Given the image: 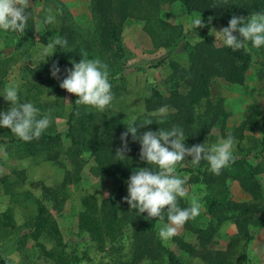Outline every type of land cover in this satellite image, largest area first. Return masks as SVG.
<instances>
[{
    "label": "rangeland",
    "instance_id": "374dc122",
    "mask_svg": "<svg viewBox=\"0 0 264 264\" xmlns=\"http://www.w3.org/2000/svg\"><path fill=\"white\" fill-rule=\"evenodd\" d=\"M28 9L35 27V37L47 32L59 31L63 25L73 22L86 37L95 32L93 18L102 16L91 13V0H30ZM52 9L55 23L43 24L48 10ZM59 10V11H58ZM198 14L188 15L178 4L162 7L160 17L177 31L185 35V42L190 44L209 36L217 47L223 44L216 40L215 31L222 26H210V22L201 17L205 27L191 26ZM40 26L37 28V23ZM195 30V31H194ZM54 39L56 34L53 35ZM87 39V38H86ZM79 41V40H76ZM68 51L72 53L76 46L67 42ZM44 45L38 40L27 41L18 32H3L0 39L1 62L4 80L0 90V111H7L10 102L4 100V89L13 84H19L18 94L21 102H31L43 114L52 111V123L44 131L50 134H65L68 130V117L72 109L73 94L59 87L60 80L50 75V67L58 62L56 53L45 58L41 55ZM106 50L86 51L88 58H99L109 66V82L112 85L114 99L111 104L100 112L95 108L78 105L81 113H94V126L91 136L101 132L105 116H115L121 119L123 129L135 118L153 117L154 112H148L152 106L154 91L167 98L176 89L173 77L175 69H187L188 59L184 50V42L178 44L171 56L167 52L171 48L155 47L154 41L144 31L141 21L130 19L126 21L119 34V43H110ZM252 57L250 68L242 86L226 83L221 79H213L209 85L208 97L202 100L194 112L203 115L209 106L219 104L226 113L224 125H214L201 139L192 137V145L205 143L211 145L218 139L231 134L236 139L235 158H243L238 165H230L222 170L221 176L227 174L219 183L214 180L211 185H204L192 175L187 176L186 187L190 195L199 197L203 204L200 216L189 220L194 228H205L214 224L206 211V197L220 201L227 196L229 200L238 203L259 204L264 208V53L248 47ZM67 57V58H66ZM67 66L72 67V59L66 54ZM64 65V64H63ZM64 68V69H65ZM63 69V70H64ZM61 71V79L64 78ZM36 84L37 87L30 86ZM11 132L0 127V147L7 152L5 157L0 154V256L7 260L6 264H52L45 252L57 254L64 251L70 264H125L130 255V239L127 233H122L115 241L105 243L103 249L91 241L88 234L79 231L78 221L84 212L81 200L86 196H94L99 202L111 196L112 179L97 170L93 157L89 152L72 148L68 139L53 144H38L30 151L17 144H8ZM186 141V139H185ZM184 141V142H185ZM188 160L191 157L187 158ZM207 162L201 161V169ZM194 166H179V169ZM197 167V166H195ZM126 173L133 170L123 168ZM238 176L249 177L248 181L257 183L261 200L255 201L245 192L236 180ZM223 178V177H222ZM124 197L127 196V182L123 185ZM187 204L188 200L183 199ZM44 210V216H49L58 229L60 240L41 235L37 241L29 236L39 209ZM264 220V213L260 214ZM161 222L156 223L158 235ZM252 239L246 244L245 264H264V226L251 227ZM236 234V225L232 221L225 222L218 228L215 240L209 247L212 250H222L228 240ZM175 237H180L194 246H198L196 236L181 228ZM160 239V237L158 236ZM163 247L171 251L181 264H203L198 258H190L177 250L172 239L164 242ZM243 245V242L241 243ZM140 264H165L143 261Z\"/></svg>",
    "mask_w": 264,
    "mask_h": 264
},
{
    "label": "trees",
    "instance_id": "16d2710c",
    "mask_svg": "<svg viewBox=\"0 0 264 264\" xmlns=\"http://www.w3.org/2000/svg\"><path fill=\"white\" fill-rule=\"evenodd\" d=\"M175 3H178L188 15L198 14L205 17L210 22V26L220 24L222 27H227L233 14L246 17L253 12H264V0H91V13L102 15L93 18L95 27L93 34L85 37L73 22H68L58 32H47L36 38L34 23L30 15L25 32L18 33V35L19 37L24 36L27 41L38 40L44 45L52 40L54 34L56 37L66 39L67 42H74L76 46L72 53H63V51H68V43L63 48L57 46L55 50L59 65H62V72L67 66L66 54L78 60L82 52L96 49L106 50L110 48V43L117 45L122 25L130 19L143 22L144 31L152 38L155 47L171 48L167 52V57L171 56L178 44L184 42L188 67L174 70L176 89H173L167 98L161 97L154 91L152 106L147 107L148 112H156L160 107L167 105L170 111L165 123L157 125L153 122L151 125L140 127L139 123L145 118H152L154 121L157 119L155 116H146L139 117L135 126L137 136H139L147 130L156 131L158 127L170 128L172 125H179L186 136L184 143L191 147L194 141L192 137L203 138L214 125L223 126L227 118L219 104L209 106L202 116L194 112L202 100L208 97L211 81L221 79L226 83L242 86L245 83L252 57L245 49L234 51L225 46L217 47L209 36L192 44L185 42V35L191 34V31L185 33L177 31L160 17L163 6ZM3 32L5 31L0 30V39ZM248 47H252L250 43ZM258 50L264 53V47ZM1 60L0 57V90L5 84H3ZM32 87H37V85L32 84L30 89ZM75 98L77 99L76 96ZM67 125L68 130L65 134L43 132L39 139H33L30 142L22 141L11 133L8 144L21 145L29 152L35 145L57 143L64 137L69 140L72 148L89 152L97 170L112 179L113 188L111 196L101 202L94 196L82 198L84 212L79 217V231L88 234L91 241L101 249L108 241L113 242L122 233H127L130 239V255L125 264H140L143 261L155 263L160 260H163L165 264H181V261L171 251L162 246L158 238L155 225L160 221L156 218H148L147 213L139 214L135 210H130L129 205L123 200V185L131 174L126 173L123 168L134 170L147 165L140 160L139 141L133 140L131 134L127 137L130 148L127 158L119 160L115 156L116 149L121 146L120 134L124 132L121 119L115 116H105L101 132L96 136H91L90 134L94 133L91 131L94 126V113H81L74 100ZM8 131L10 132V129ZM0 143L6 142L0 141ZM261 153L264 154V150ZM242 161L243 158H235L231 165H238ZM178 167L179 165L177 166L179 174L192 175L196 179H201L199 181L207 186L211 185L213 180L219 183L227 177L225 173L221 176L212 174L208 164L202 169L201 166L184 169ZM236 180L253 200H261L257 183L248 181L249 177L238 176ZM205 201L207 214L215 223L205 228H194L190 221L186 222L183 228L196 236L198 246L180 237H173L172 242L177 250L190 258L200 259L203 264H245L247 257L244 251L246 244L252 239L251 227L264 226V220L260 215L264 213V208L259 207V204L234 202L227 196L220 201L207 196ZM179 203L181 207L188 205L183 199ZM228 221L236 225V234L228 240L224 249H210L218 228ZM165 222H167L166 219ZM31 228L29 237L33 241H37L41 235L56 241L60 240L56 224L50 220L48 215L44 216L42 208L38 210ZM242 242L243 245H241ZM45 255L48 258H54L52 264H70L64 251L57 254L45 252ZM6 263L7 260L0 256V264Z\"/></svg>",
    "mask_w": 264,
    "mask_h": 264
},
{
    "label": "clouds",
    "instance_id": "9594fccd",
    "mask_svg": "<svg viewBox=\"0 0 264 264\" xmlns=\"http://www.w3.org/2000/svg\"><path fill=\"white\" fill-rule=\"evenodd\" d=\"M30 7V0H0V30L24 33L30 18L27 11ZM42 23H55L52 9L48 10ZM39 26L40 22L36 27ZM191 26L196 30L206 25L199 16L192 21ZM214 34L223 46L234 51L247 50L249 43L252 48L260 49L264 47V12H253L246 17L233 14L227 27H221ZM57 46L66 47L67 40L57 36L47 45L41 46L44 60L54 53ZM71 63V68L63 70L65 75L61 79V68L54 61L50 67L51 77L60 80L61 89L77 97L76 105L104 112L114 99L109 82V66L99 58H88L86 52L81 53L79 62ZM18 90V83L4 89L3 98L10 102V107L7 111H0V127L10 129L20 140L30 142L39 139L50 126L53 109L41 114L31 102H21ZM169 111L167 105L162 106L152 114L157 117L155 121L145 118L139 126L144 127L153 122L163 125ZM135 125L136 120L133 118L127 124L126 131L120 134L121 146L116 149L115 156L119 160L127 158L130 151L127 137L131 134L133 140L139 141V158L147 166L132 171L127 180V196L123 200L130 210L139 214L147 213L150 219H158L161 222L158 236L167 242L178 234L186 222L200 216L203 210L199 197L189 194L186 187L188 177H182L177 172V166H198L201 161H205L212 174L220 175L223 169L234 163L233 153L237 142L233 135L228 134L211 145L199 143L189 147L184 143L186 136L179 125L158 127L156 131L147 130L139 136ZM0 154L7 156L2 147ZM188 157L191 159L188 160ZM181 199L188 200L186 207H181Z\"/></svg>",
    "mask_w": 264,
    "mask_h": 264
}]
</instances>
